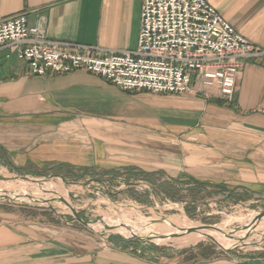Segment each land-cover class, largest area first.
<instances>
[{
	"label": "crops",
	"instance_id": "1",
	"mask_svg": "<svg viewBox=\"0 0 264 264\" xmlns=\"http://www.w3.org/2000/svg\"><path fill=\"white\" fill-rule=\"evenodd\" d=\"M264 50V0H206ZM142 0H0V22L24 15L53 40L135 51ZM0 162L40 176L135 185L187 204L264 202V56L243 61L235 100L198 86L187 95L124 92L76 71L32 76L0 51ZM39 172V173H38ZM42 176V175H41ZM130 192V190H129ZM7 214V215H6ZM0 212V264H240L222 257L140 255L132 245L98 243L57 225Z\"/></svg>",
	"mask_w": 264,
	"mask_h": 264
},
{
	"label": "built area",
	"instance_id": "2",
	"mask_svg": "<svg viewBox=\"0 0 264 264\" xmlns=\"http://www.w3.org/2000/svg\"><path fill=\"white\" fill-rule=\"evenodd\" d=\"M26 62L35 77L85 71L124 92L187 95L198 86L235 100L245 59L264 50L238 33L206 0H142L135 51H113L50 39L41 21L0 22V51Z\"/></svg>",
	"mask_w": 264,
	"mask_h": 264
},
{
	"label": "rangeland",
	"instance_id": "3",
	"mask_svg": "<svg viewBox=\"0 0 264 264\" xmlns=\"http://www.w3.org/2000/svg\"><path fill=\"white\" fill-rule=\"evenodd\" d=\"M30 173L35 174L32 171L16 170L0 162V187L2 179L17 182L16 185L19 187L25 186L22 193L15 189L0 191V212L21 213L11 215L57 225L81 233L98 243L110 240L132 245V248L143 256L184 255L185 260L191 259L195 262L222 257L247 261L264 259V230L253 229L264 219V216L260 218L264 212V202L219 204L209 201L197 208L194 213H189L187 204L174 202L156 193L148 195L144 202L132 198L134 194L140 197L149 190V186L144 182L126 186L105 180L101 182L91 178L81 179L73 174L42 172L40 173L42 176H35ZM22 177H27L31 181L27 180L26 183L17 179ZM35 181H40L41 184ZM4 193L18 199L1 197ZM63 200L68 201L90 227L77 221L70 207L66 205L67 202L64 203ZM156 217L165 219L180 217L188 219L194 225H200L201 228L210 226L219 229L220 232L212 231L216 234L215 237H204L185 246L163 242L162 238L147 243L131 237L132 234H136L152 238L161 232L167 235L170 229L159 230L158 234L147 233L152 224L156 223L154 220ZM125 227L130 233L124 232ZM177 233L175 237L183 235L182 231Z\"/></svg>",
	"mask_w": 264,
	"mask_h": 264
},
{
	"label": "bare ground",
	"instance_id": "4",
	"mask_svg": "<svg viewBox=\"0 0 264 264\" xmlns=\"http://www.w3.org/2000/svg\"><path fill=\"white\" fill-rule=\"evenodd\" d=\"M3 180L4 179L1 180V187L0 188H3V189H0L1 192L2 191H6L5 189H8V190L9 189H11V190L15 189L16 191H18V193H22L23 192V188L25 186L24 187H19V186L16 185L17 182L14 183V182H11V181H3ZM19 180L28 183L27 180H23V179H19ZM58 197L61 198L60 196H58ZM66 202H67L66 205H68L69 204L68 201H66ZM240 219H241V217H240ZM154 220H155L156 223L152 224V226L149 229V232H147L148 234H158L159 230H162V229H165V230L170 229L171 230L170 232L167 233V235H165V232L164 233L161 232V233H159V235L157 237H152V240H155V241L162 238L161 241H163V242L174 243V244H176L178 246H185V245H189V244H193V243L198 242L201 238L205 237V234H210L213 237H215V235H216L212 231H206V230H203V229L199 230V231H190L192 229L201 228V226L200 225H194L188 219L185 220V219H182L180 217H174V218H171V219H165L163 217H161V218L160 217H156V219H154ZM242 222H244V221H242ZM255 228H256V230H259V229L264 230V219H262L259 222L258 226L254 227L253 229H255ZM129 231L130 230L128 228H126V227L124 228V232L125 233H128ZM178 231H182L181 234H183V235L181 237H175L174 236V235L178 234L177 233Z\"/></svg>",
	"mask_w": 264,
	"mask_h": 264
},
{
	"label": "water",
	"instance_id": "5",
	"mask_svg": "<svg viewBox=\"0 0 264 264\" xmlns=\"http://www.w3.org/2000/svg\"><path fill=\"white\" fill-rule=\"evenodd\" d=\"M17 179H23V180H30L28 179L27 177H22V178H17ZM31 181V180H30ZM35 183H38V184H41L40 181H35ZM3 198H6V199H10V200H14V199H18V197H10L8 194L4 193L3 196H1ZM64 203H66L65 200H63ZM67 204V203H66ZM68 206L70 207V209L72 210V212L74 213V216L75 218L77 219V221L83 223L84 225H86L87 227H90L86 222H84V220L79 216V214L76 212L75 209H73V207H71L69 204ZM264 216V212L260 215V218ZM203 230H206V231H215V232H220L219 229L217 228H214V227H210V226H207V227H204V228H201ZM200 228H197V229H192L190 231H199ZM132 238L134 239H139L141 241H144V242H147V243H152V238H149V237H141V236H138L136 234H132L131 236ZM205 238H212V236L210 234H205ZM235 249H237V247H235ZM240 264H264V259L263 260H251V261H245V262H242Z\"/></svg>",
	"mask_w": 264,
	"mask_h": 264
}]
</instances>
